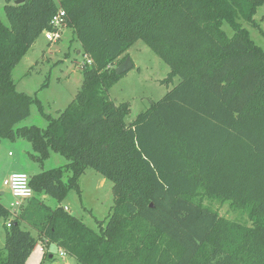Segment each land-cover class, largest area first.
<instances>
[{
  "label": "trees",
  "instance_id": "obj_1",
  "mask_svg": "<svg viewBox=\"0 0 264 264\" xmlns=\"http://www.w3.org/2000/svg\"><path fill=\"white\" fill-rule=\"evenodd\" d=\"M15 1L4 7L9 26L0 21V144L22 138L38 161L55 152L68 163L29 176L34 195L7 228L0 264H27L37 245L47 260L55 246L78 264H264V49L244 27L259 28L264 0ZM59 9L86 58L82 89L57 117L43 113L46 129L16 128L37 100L16 91L12 72L56 31ZM139 40L170 67L164 82H180L127 123L130 104L109 93ZM88 168L114 185L98 230L42 198L81 195ZM203 197L247 210L252 227L221 217ZM10 219L0 202V223Z\"/></svg>",
  "mask_w": 264,
  "mask_h": 264
},
{
  "label": "rangeland",
  "instance_id": "obj_2",
  "mask_svg": "<svg viewBox=\"0 0 264 264\" xmlns=\"http://www.w3.org/2000/svg\"><path fill=\"white\" fill-rule=\"evenodd\" d=\"M5 4L6 0H0V21L9 26L4 10ZM254 19L259 28L249 24H244V27L249 30L256 44L264 49V4L259 7ZM224 29L232 34L227 26ZM81 50L80 42L68 28L61 30V39L56 42L47 41L45 33L37 39L12 72L16 91L37 100L30 107L29 117L16 128L37 126L46 129L48 121L43 113L57 117L76 99L83 86L82 66L86 62ZM126 56L131 59L133 68L110 89L109 94L117 103L130 104V114L126 122L131 123L139 114L149 109L153 102L161 100L173 89L180 82V78L175 77L171 82H164L169 76L170 67L142 40L133 44L123 54L121 60ZM40 105L43 110L39 108ZM37 157L38 154L33 150L32 144L25 139L2 140L0 202L6 208L12 210L11 203L14 199L8 187L4 185L5 178L17 172L34 176L64 167L68 163L65 157L55 152H51L45 160L38 161ZM68 176L69 174H66L65 179ZM78 183L81 195L72 190L62 203L49 196H43V201L52 208L59 206L68 208L72 215L98 230L99 222L108 219L114 206V185L91 168L86 169ZM202 203L229 221L252 227L249 212L236 207L230 201L203 197ZM8 222L0 223V250L4 253ZM23 228L37 237V232L32 228L25 225ZM40 248L41 245L36 246L27 264H78L74 259L60 257L55 247H50V252L55 258L47 260Z\"/></svg>",
  "mask_w": 264,
  "mask_h": 264
},
{
  "label": "built area",
  "instance_id": "obj_3",
  "mask_svg": "<svg viewBox=\"0 0 264 264\" xmlns=\"http://www.w3.org/2000/svg\"><path fill=\"white\" fill-rule=\"evenodd\" d=\"M66 18V13L63 9H59L58 13L54 16L51 24L54 28H56V31H46L45 36L47 41L49 42H56L61 39V30L64 26V21ZM89 65L92 64V60H88L87 62ZM4 185L8 187L14 202L11 203V219L7 223V227L10 228L11 226V220H13L20 211V208L22 204L31 199L34 195L32 188L30 187V180L29 176L25 173H13L9 177H7L4 180ZM68 210V208H65ZM40 251L42 253H45V249L43 246H41ZM60 257H66V253L59 249L58 250Z\"/></svg>",
  "mask_w": 264,
  "mask_h": 264
},
{
  "label": "water",
  "instance_id": "obj_4",
  "mask_svg": "<svg viewBox=\"0 0 264 264\" xmlns=\"http://www.w3.org/2000/svg\"><path fill=\"white\" fill-rule=\"evenodd\" d=\"M25 2V0H16L15 1V4L16 5H21ZM133 68V63L131 61L130 58H127L125 60L124 63H122L121 65H119L117 68H116V72L118 75H125L127 72H129L131 69ZM150 207L151 208H154V204L151 203L150 204Z\"/></svg>",
  "mask_w": 264,
  "mask_h": 264
},
{
  "label": "crops",
  "instance_id": "obj_5",
  "mask_svg": "<svg viewBox=\"0 0 264 264\" xmlns=\"http://www.w3.org/2000/svg\"><path fill=\"white\" fill-rule=\"evenodd\" d=\"M13 174V173H12ZM6 179V178H5ZM68 211H69V209H68ZM52 247H55V246H52ZM56 248V247H55ZM57 250H59L58 248H57ZM67 258H69V259H73V258H71V257H69V256H66Z\"/></svg>",
  "mask_w": 264,
  "mask_h": 264
}]
</instances>
